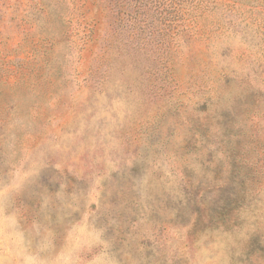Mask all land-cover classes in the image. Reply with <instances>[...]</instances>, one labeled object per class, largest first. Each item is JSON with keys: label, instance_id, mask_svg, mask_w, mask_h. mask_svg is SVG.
<instances>
[{"label": "rangeland", "instance_id": "1", "mask_svg": "<svg viewBox=\"0 0 264 264\" xmlns=\"http://www.w3.org/2000/svg\"><path fill=\"white\" fill-rule=\"evenodd\" d=\"M0 264H264V0H0Z\"/></svg>", "mask_w": 264, "mask_h": 264}]
</instances>
